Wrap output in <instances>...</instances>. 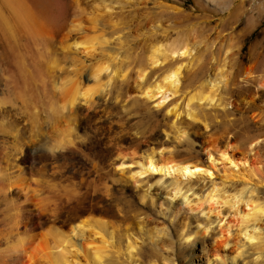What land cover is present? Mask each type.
I'll return each mask as SVG.
<instances>
[{
    "label": "rangeland",
    "instance_id": "rangeland-1",
    "mask_svg": "<svg viewBox=\"0 0 264 264\" xmlns=\"http://www.w3.org/2000/svg\"><path fill=\"white\" fill-rule=\"evenodd\" d=\"M87 35L88 48H69ZM151 44L168 55L145 84L183 66L175 95L142 96ZM103 62L123 65L109 85L110 72L93 77ZM208 76L215 104L193 103L191 120L187 100ZM75 81L95 93L71 108L62 87ZM152 149L202 165L228 150L249 166L219 161L187 205L134 176ZM215 185L264 207V0H0V264H56L73 225L92 218L114 247L100 260L72 249L66 264H264V216L209 201Z\"/></svg>",
    "mask_w": 264,
    "mask_h": 264
},
{
    "label": "bare ground",
    "instance_id": "bare-ground-1",
    "mask_svg": "<svg viewBox=\"0 0 264 264\" xmlns=\"http://www.w3.org/2000/svg\"><path fill=\"white\" fill-rule=\"evenodd\" d=\"M93 40H95V37L94 38L88 37V35L83 36L82 41L74 42L73 44H71V46L69 48H74V49H78L80 47L88 48L87 45H89V43H91ZM148 47H147L148 49L146 48L147 49V55L143 58L144 68H142L140 71L138 70L139 72L137 73L138 74L137 79L140 82V91L142 93V96H144L150 100H153L154 98L157 97V95H160V97H162V96H164V94H168V93L175 95L173 93H176L178 86L180 85L179 79L181 76V69L183 66H176V67L170 68L166 71H163V75L159 81H157V82L155 81L154 83L152 82V83H149L148 85H146L145 84V79H146L145 77L147 74L146 68H148V67L157 68L158 66L163 65V63L166 61L167 55H168V52H167L168 49H165L163 47V45H160V44H157V45L153 44L152 45L151 44ZM185 53H186V51H183L181 54L185 55ZM106 60H104V61H106ZM110 60L111 59H109V61ZM98 63H100V62H98ZM118 64L119 65H117V63L115 64L116 66L114 67V70H111L112 64L104 63L100 67H97L98 65L95 64L97 69L95 71L93 70L94 71V72H92L93 77L97 78L101 72H105V73L110 72L109 74H105L107 76L106 78H108L105 85H109L111 83L112 78H116L117 74L122 72L123 65L120 63H118ZM109 70H111V71H109ZM122 75L125 78L126 75L125 76H124V74H122ZM214 78H216V77H214ZM95 81H96V79H95ZM215 81L211 76H208L206 78L205 82L203 83L204 85H202L196 91L194 90L195 92L191 96H189L187 103H186V109H187L186 115L191 120L192 119L195 120L194 111L191 110V105L193 103L207 102L209 105L215 104L214 101H215V91L216 90L214 91V86H215V83H217ZM100 85H102V84H100ZM66 86H68V84L65 85L64 87H62L63 92L67 93V98H66L65 104H66V106H69L71 108L74 107V105L76 104V102H78L79 99H81V98L82 99L83 98L91 99L92 94L95 93L92 88H91V90H89V89L83 90L82 84L80 87V83L73 85V87L69 91L67 90ZM216 86H215V88H216ZM100 87L104 88L103 86H100ZM97 88H99V87H97ZM205 88H209V90L206 91ZM164 102H165L164 99H162L160 102H158L156 104V106H162L164 104ZM177 109H178L177 105H175L174 107H172L169 110V113H175V114H177V117H179L180 113H177ZM54 111H55V108H54ZM183 132L182 131L176 132V135H178L179 139L185 137L186 132L185 133H183ZM167 136H169V134H167ZM164 154H165L164 149H157V150L152 149V150L144 153L143 155H141L139 157V160L136 162V165L139 168V170L135 173V175L134 174L133 175L137 176V177L147 176L148 177L147 184H149L148 190L153 186L159 187L160 189H163L165 191L166 195L170 196L172 198V200L175 199L176 197H180L184 200L183 204H187V205L190 204V203L188 204L189 199H187V198H189L188 193L190 191H192V189L194 188L193 187V180L194 179H201L204 177L206 178V177L210 176L212 174L211 170L215 169V166L218 163H220L219 161H222L223 163H224V161L226 163L228 162L230 164V166H233L234 168H238L239 166H241V168L242 167L246 168L249 166V163H247V160L238 161V160L232 159L228 150L220 153L218 155V157H216L213 153H211V151H208L207 152V164L206 165H204V164L202 165V164L196 163V162H189V161L164 160V158H165ZM125 166H123V167H125ZM237 171H240V169ZM134 176H132V177H134ZM212 176H213V174H212ZM230 191H232V192H230ZM219 196L226 197L229 199V202L230 201L233 202L232 207H234V209H236L237 212H239L240 205H243L245 207H249L253 211V214L255 215L254 219H256V217H258V216L259 217L264 216V207L260 204H254V202L251 199H248L247 197H249V196L246 195L245 188L239 189V188L234 187V188L228 189V187L225 185H222L220 187H217L215 185L212 189H210V191L206 195V199H209V201H211L214 199V197H219ZM182 199H180V200H182ZM95 218L99 219L98 217H95ZM245 218H246V215H245ZM105 226H107V225L105 224L104 221L95 220L94 218H92L90 221L81 220V221L75 223L73 225V230L71 232V239L68 240L65 245L63 243L64 246L62 245L60 247H57L58 256L56 258V262H57L56 264L68 263V260L66 258L67 256L65 257V254H71L72 249H75V248H76V250H79V251L81 250L83 252V254H85V255L86 254L93 255L92 256L93 258H91L93 260L94 259L100 260L101 259L100 257H102L101 254H105V252L107 253L108 247H110V246L112 248L114 247L113 242H112L113 241L112 238H111V240H105V238L102 235H100V231L105 229ZM249 227L247 228V226H245L246 230L243 233V236L247 238V241L252 242L253 240H255V235L248 233L247 229H249ZM57 234L60 235L61 233L58 231ZM98 239L100 240V242H99L100 244L96 243L98 241ZM31 247H28V248L25 247L24 249L20 248L23 250L21 254H23L24 258L28 257V249H31ZM129 249H130V251H129ZM131 250H133L132 246L130 244H127V248H126L125 252L128 254H131L132 253ZM220 261H222V260L220 259ZM206 263L209 264V259H206ZM21 264H24V263L22 262Z\"/></svg>",
    "mask_w": 264,
    "mask_h": 264
}]
</instances>
